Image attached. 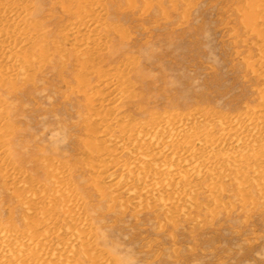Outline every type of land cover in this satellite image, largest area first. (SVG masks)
Wrapping results in <instances>:
<instances>
[{
  "label": "rangeland",
  "instance_id": "obj_1",
  "mask_svg": "<svg viewBox=\"0 0 264 264\" xmlns=\"http://www.w3.org/2000/svg\"><path fill=\"white\" fill-rule=\"evenodd\" d=\"M39 1L32 3L41 9L37 19L45 26L50 45L65 48L60 32L77 27L76 21L61 10L62 4L68 6L70 1ZM138 4L134 13L125 1L107 6L110 12L125 9L127 19L118 21L107 16V22L125 31L129 43L125 58H110V51L118 46L113 34L105 35L109 42L107 60L99 67L106 74H118L121 64L130 57L148 75L142 83L132 79L136 97L126 99L122 107L127 109L121 117L147 123L156 115L181 117L200 112L235 119L264 106V46L260 48L262 41L251 36L241 21L244 0H152L148 11L141 2ZM74 64L71 59L66 69L51 66L54 68L37 72L34 83L16 97L0 95L4 121L0 129L12 138L11 144H0L6 154L4 164L0 163V264H48L53 260V264H264V147H260V140L255 141L259 137L251 133L254 151L245 156L249 162L252 160L241 170L235 163L229 164L230 168L223 164L228 153L220 151L211 168L217 167L213 172L220 180L211 183L208 176H203L192 181L194 191L186 192L185 203H180L182 207L177 206L176 212L164 210L162 204L177 191H168L162 202H138L132 195L137 190L132 180L118 168L120 164L128 165L130 157L122 155L118 147L112 148L116 151L110 167L114 175L101 182L94 180L93 171L82 157L85 106L76 91ZM95 83L92 78V86ZM142 108L155 115L143 117L139 112ZM207 123H202L199 131L209 129V123L215 124L214 130L220 129L219 121ZM58 178H63L60 185L56 184ZM114 185L124 187L115 199L111 195ZM126 186L130 189L125 192ZM30 191L40 196L34 198ZM77 219L87 223L84 233ZM50 227L54 231L57 227L59 232L48 240L50 253L46 247L48 253L40 247L36 252L30 250L35 249L33 244L26 250V241ZM87 233L89 239L83 238ZM22 235L27 237L24 241ZM61 247L75 248L72 263L57 260ZM13 250L20 253L22 261H15Z\"/></svg>",
  "mask_w": 264,
  "mask_h": 264
},
{
  "label": "bare ground",
  "instance_id": "obj_2",
  "mask_svg": "<svg viewBox=\"0 0 264 264\" xmlns=\"http://www.w3.org/2000/svg\"><path fill=\"white\" fill-rule=\"evenodd\" d=\"M69 1L70 4L68 6L62 4L61 10L63 11V14L65 16L76 21L74 24H77V27L68 31L64 30L60 32V35L62 36L66 47H68L67 50L66 47L64 48L63 46L61 47L53 43L52 46L50 45L48 37L46 36V33L44 31L45 26L37 19L41 14V9L39 7H35L32 3V0H0V95L4 94L16 97L28 85H32L34 83V77L37 72H42L47 68L52 69L54 67H59L60 70L66 69L69 61L73 59L75 61L74 71L77 72V75H75L74 77V79H76L78 83L76 91L77 94H79L83 98L85 106V113L83 117L85 124L83 125L85 140H83L82 143L84 148V154L82 157L85 163H87V166L89 165L88 168L93 171L95 175V181L101 182L100 180L114 175V171H112L110 167L113 161L112 156L116 152L112 150V148L114 149L115 147L113 146H116L120 149V153L122 155H127L130 157V162L129 164L127 163L128 165H125L123 163L124 166L120 164L121 167H117L122 169L125 177L128 176L132 180V186L137 189L135 192L132 191V195L138 198V202L145 201V199L162 202L163 195L165 198L168 191L171 194L175 191L178 192V190H181V192L182 190L184 191V193L182 194L181 192H178L181 195L175 192V195L172 196V198L167 197L166 200H163V209L167 210L168 212L174 213L178 210L176 207L180 203L181 205L185 203L186 192L189 190L194 191L193 188L195 185L191 184L192 181H194L195 179L200 180V178L203 176H208L211 180V183L220 180H218L219 177L216 176V172H213L214 169H211L216 164L219 154H222L220 153V151H227L228 153L227 156L225 155V157H223V164L225 163L229 166V164L235 163V167L237 169H242V167L249 162L246 159L245 154L251 155V149H253L254 151V148H252L253 143L251 144V139H253L251 138V133L253 136L255 135L257 138L259 137L255 141L260 140V147H264V106L262 108H259L260 110L256 108L255 112H252L250 114H243L244 116L242 117V114L239 118L235 116V119H222L219 116L216 117L217 114H215L216 116L211 117L208 115H203L200 112L195 114L191 113L187 116H183L184 114H182L183 117L175 116L173 114H166V116H163L161 118L159 117V115H156L158 117L152 116L155 114H150L151 112H148V110H145L143 108L139 111L143 117L152 116L149 117L148 122L147 120H145L147 123L134 122L133 120L129 121L128 118L126 119V116L121 117L120 113L124 111V109H127V107H122V105L126 102V99L133 100L136 97V93L133 90L134 86L132 84V79L139 83H142L148 79V75L145 74L142 68L136 67V61L130 57H127L125 59V62L121 64V69L118 74H110V72L108 71V75L99 67L100 62L105 63V61L107 60L106 51L109 49V42L105 35L113 34L118 46L110 51V58H125L127 54L126 45L127 43H129V37L125 33V31L120 29V27H110L109 23L107 22V16L109 19L118 21H124L125 19H127V14H123L125 9H123V11L114 9L110 12L107 6L109 5V3L110 5L113 4L114 6H116L117 2L125 1L127 9L132 10L134 13L137 9V6L139 5L138 2H141L144 5L146 11H148L152 5V0ZM146 11L145 13H147ZM240 16L245 28L249 30V32H251V36L255 35L258 37V39H260V41H262V45H260V48L261 46H264V0H244V8H242V10L240 11ZM259 60H262V58ZM119 66L120 65H118V67ZM92 78L96 79L95 86H92ZM20 82H22V85H19ZM263 92L264 91H262V94ZM71 93L73 95L75 92L71 90ZM69 99L70 97H67V100ZM113 101L115 102L113 103ZM261 101L264 102V96L263 98H261ZM258 106L260 107V104ZM146 112L149 114H147ZM2 119L3 109L0 106V124L4 122ZM205 121H207L208 123L211 121H219L220 129L214 130L212 126H214L215 124L209 123V129L199 131V126ZM208 123L206 124L207 126ZM2 127L3 126H1V128ZM11 139V134H6L5 131H1L0 129V144H11ZM5 155L6 154L4 147L3 145H0V163L4 164ZM259 155L258 158L262 157V155ZM222 156H224V154ZM256 156L257 155H255V157ZM261 159L262 161H264L263 158ZM251 160L249 163H251ZM223 164L222 166H220L223 167ZM208 168L211 169L212 172L208 170ZM219 168L220 167H218L217 171H219ZM216 169L217 167L214 171H216ZM234 170L235 169L233 168V171ZM243 170L241 172L244 173ZM241 174H238V177ZM261 175V177L264 178V175ZM61 180H63V178L56 179V184L60 185L62 182ZM197 182L199 184V181ZM218 183L219 182H217V184ZM99 185L100 183L97 185V187H100ZM125 188V192L127 191V189H130L129 186H126ZM123 189L124 187H115L114 185L112 194H110L115 199L117 196L122 194ZM99 190L101 192V189ZM211 191L213 192V189ZM243 191L241 193H243ZM197 193L200 192L197 191ZM31 195L34 198L40 196V194H35V191H32ZM197 195L198 194H196V196ZM187 197L190 198L189 196ZM170 199H172L173 201ZM147 202L152 203V201ZM63 207L64 206L62 204L61 210L64 209ZM175 208L177 210H174ZM173 213H171V215ZM52 218L55 217L53 216ZM80 219H77L76 222L80 224L79 227H81L82 229L81 232L83 231L82 233H84V230L87 229V223L85 221H82L83 219ZM68 220H70V218ZM30 221L33 220L31 219ZM55 224L57 223L55 222ZM74 224L75 223L73 222L72 225ZM48 226L49 225L47 223V227ZM79 227L76 230L80 229ZM56 228L55 231L51 229V227L47 230H44V228H42V230L44 231L39 233L36 232V234H38L37 236L36 234H33L36 237L33 240L26 241L27 245L33 244V247H35V249L32 247L33 249L30 250H35L36 252L37 247L43 249L44 247H46L47 250L49 246H51V244H49L51 240L48 242L49 238L53 235L59 234V232L56 233ZM34 229H36V227ZM31 232L29 231V233ZM77 232L79 236L80 231ZM68 234H70V232ZM22 236V240L24 241V238L27 237H25L24 235ZM16 237L18 236L16 235ZM58 237H60V235H58ZM80 238L78 239L79 241ZM83 238L89 239V233L85 234ZM60 242L61 241L57 243ZM2 243L5 242L3 241ZM7 245L8 243L6 244V246ZM30 245L26 247V250L28 247H30ZM72 248L68 247L65 250V247H63V249L61 247V251L59 250L60 254L57 255V260L62 261V263L65 261H70L72 263L74 252ZM21 249L23 248L21 247ZM47 251L46 253H50V250L48 252ZM12 253H15V256L13 255L16 259L15 261H22V258H20V253L16 254L14 250ZM46 253L45 255H47ZM45 255L43 253V256ZM26 256L30 257V255ZM50 258L52 257L50 256ZM49 259L47 260L49 261ZM53 261H50L49 263L52 262L53 264Z\"/></svg>",
  "mask_w": 264,
  "mask_h": 264
}]
</instances>
